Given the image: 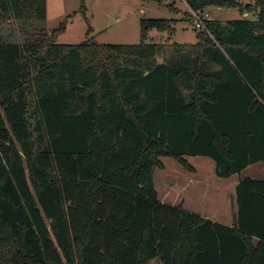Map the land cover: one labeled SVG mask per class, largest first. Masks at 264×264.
Instances as JSON below:
<instances>
[{"label":"trees","instance_id":"16d2710c","mask_svg":"<svg viewBox=\"0 0 264 264\" xmlns=\"http://www.w3.org/2000/svg\"><path fill=\"white\" fill-rule=\"evenodd\" d=\"M184 2L256 19H212L159 62L149 30L173 19H142L139 44H66L47 0H0V264H264V178H240L231 224L228 188L159 199L169 158L226 179L264 162V0Z\"/></svg>","mask_w":264,"mask_h":264},{"label":"rangeland","instance_id":"374dc122","mask_svg":"<svg viewBox=\"0 0 264 264\" xmlns=\"http://www.w3.org/2000/svg\"><path fill=\"white\" fill-rule=\"evenodd\" d=\"M47 4V30L53 31L65 24V31L58 35V43L81 44L90 40L99 44H139L144 18L174 19L173 33L156 28L149 30L147 42L166 45L165 51L157 57L159 62L168 60L175 43H195L198 40L199 29L189 12L177 14L174 11L185 7L184 0H47ZM207 10L214 20L222 23L244 18L240 6H212ZM248 19H256V16L250 13ZM15 29L19 28L15 26ZM169 159L164 169L154 170L155 184L162 202L174 205L183 203L185 208H190L191 203L203 204L206 195H223L228 190L230 180L217 176L216 163L211 158H189L197 173L186 170L173 158ZM243 175L263 179L264 162L252 165ZM225 202L222 203L223 207L227 205ZM151 264L160 263L154 259Z\"/></svg>","mask_w":264,"mask_h":264},{"label":"crops","instance_id":"0c3cea01","mask_svg":"<svg viewBox=\"0 0 264 264\" xmlns=\"http://www.w3.org/2000/svg\"><path fill=\"white\" fill-rule=\"evenodd\" d=\"M168 2H173V1H175V0H167ZM173 9V8H172ZM174 11H175V13H177V14H184V12H188V11H190V9H189V7H187V5H185V7H182L180 10H179V12H177V10L176 9H174ZM175 18V17H174ZM174 20V19H173ZM252 165H254V164H252ZM252 165H250L249 167H247L246 169H249V168H251V166ZM246 169L245 170H243V172L241 173V174H239V175H236V176H233V177H231L229 180V186H228V189H229V195H224L225 196V198H223V200H222V203H224V201L226 200V202H225V204H227V205H225V207H223V205H221V208H222V214H223V221L225 222V223H227V224H231V222H232V211H233V200H234V197H235V189H236V186H237V184L239 183V181H240V178L241 177H244V172L246 171ZM253 178H256V176H254ZM229 196V197H228ZM224 213H227V215L226 214H224Z\"/></svg>","mask_w":264,"mask_h":264},{"label":"built area","instance_id":"2783aa9c","mask_svg":"<svg viewBox=\"0 0 264 264\" xmlns=\"http://www.w3.org/2000/svg\"><path fill=\"white\" fill-rule=\"evenodd\" d=\"M190 12L192 13L195 26L198 29L209 31L206 23L213 19L210 12L206 8L200 10L190 9ZM249 15L250 12H245L243 17L248 18Z\"/></svg>","mask_w":264,"mask_h":264}]
</instances>
